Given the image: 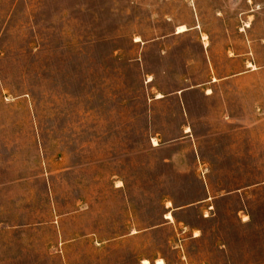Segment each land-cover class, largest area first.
Here are the masks:
<instances>
[{
    "label": "rangeland",
    "instance_id": "374dc122",
    "mask_svg": "<svg viewBox=\"0 0 264 264\" xmlns=\"http://www.w3.org/2000/svg\"><path fill=\"white\" fill-rule=\"evenodd\" d=\"M143 263L264 264V0H0V264Z\"/></svg>",
    "mask_w": 264,
    "mask_h": 264
},
{
    "label": "bare ground",
    "instance_id": "6f19581e",
    "mask_svg": "<svg viewBox=\"0 0 264 264\" xmlns=\"http://www.w3.org/2000/svg\"><path fill=\"white\" fill-rule=\"evenodd\" d=\"M180 31H183L184 27H179ZM169 217H171V215H168Z\"/></svg>",
    "mask_w": 264,
    "mask_h": 264
},
{
    "label": "crops",
    "instance_id": "0c3cea01",
    "mask_svg": "<svg viewBox=\"0 0 264 264\" xmlns=\"http://www.w3.org/2000/svg\"><path fill=\"white\" fill-rule=\"evenodd\" d=\"M204 41H205V40H204ZM204 45H205V42H204ZM205 46H206V45H205ZM186 132H189V130H188V131L186 130ZM143 261H144V260H143ZM143 264H144V263H143Z\"/></svg>",
    "mask_w": 264,
    "mask_h": 264
}]
</instances>
